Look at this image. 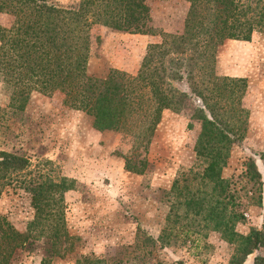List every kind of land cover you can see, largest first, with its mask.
<instances>
[{
	"label": "rangeland",
	"instance_id": "rangeland-1",
	"mask_svg": "<svg viewBox=\"0 0 264 264\" xmlns=\"http://www.w3.org/2000/svg\"><path fill=\"white\" fill-rule=\"evenodd\" d=\"M51 1L74 6L79 0ZM149 2L151 33L92 27L88 74L104 77L119 69L134 75L147 47L159 43L162 32L182 31L185 0ZM9 22L7 15L0 14V23ZM250 38L225 40L212 62L218 76L247 79L244 140L241 146H230L220 173L223 182L218 185L203 176L207 163L193 148L201 127L191 119L190 108L163 111L145 154L140 148L132 152L129 134L95 129L91 117L68 108L60 93L32 92L22 110L17 104L9 106L10 89L0 82V150L29 158L32 175L75 181L63 196L74 248L51 264H229L237 242H230L215 227L216 215L223 211L228 221L234 213L241 214L234 231L242 236L262 228L264 185L246 174L252 158L264 184V159L259 158L264 153V33L255 32ZM125 156L133 162L144 156L145 173L126 171ZM29 204L24 190L6 186L0 195V214L24 232L34 216ZM139 229L154 239L163 236L167 243L147 253ZM42 255V246L35 242L19 264H40ZM256 255L264 257V247L243 264H254Z\"/></svg>",
	"mask_w": 264,
	"mask_h": 264
},
{
	"label": "trees",
	"instance_id": "trees-1",
	"mask_svg": "<svg viewBox=\"0 0 264 264\" xmlns=\"http://www.w3.org/2000/svg\"><path fill=\"white\" fill-rule=\"evenodd\" d=\"M185 1L188 9L182 31L162 32L161 41L147 47L136 74L111 69L97 77L87 72L92 27L151 33L149 0H79L74 6L51 0H0V14L10 18L9 24L0 23V82L10 89L9 106L17 104L22 110L32 92L60 93L68 108L91 117L95 129L127 133L132 138V152L140 148L145 154L163 111L178 113L190 108L191 119L201 127L193 148L207 163L203 176L221 184L230 146H241L244 140L247 79L218 76L212 62L225 40L249 41L253 33H264V0ZM259 158L264 159V153ZM31 165L22 154L0 150V195L6 186L20 188L30 196L34 211L24 232L0 214V264H19L35 242L43 248L40 264H51L74 248L63 196L75 181L32 175ZM146 169L144 156L136 162L125 156L126 171L143 175ZM246 176L264 185L252 158ZM262 199L260 196L259 201ZM262 207L264 210V204ZM231 217L225 220L221 211L215 227L230 242H237L229 264H243L246 257L264 247V225L242 236L234 231L242 215ZM138 233L147 253L167 243L163 236L154 239L141 229ZM254 264H264V257L256 255Z\"/></svg>",
	"mask_w": 264,
	"mask_h": 264
}]
</instances>
